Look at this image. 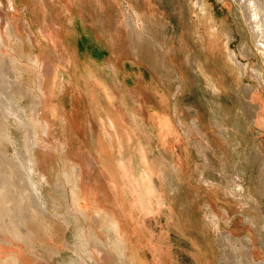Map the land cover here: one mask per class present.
<instances>
[{"label":"rangeland","instance_id":"374dc122","mask_svg":"<svg viewBox=\"0 0 264 264\" xmlns=\"http://www.w3.org/2000/svg\"><path fill=\"white\" fill-rule=\"evenodd\" d=\"M1 1L13 38L6 49L24 70L15 95L8 90L21 122L0 114V180L24 152L22 120L56 124L39 127L33 145L41 198L29 203L40 216L22 221L12 191L0 244L10 252L13 237L29 235L23 264H81L91 244L108 264H264V46L241 1ZM255 1L264 31V0ZM23 24L27 44L15 37ZM56 40L70 63H58L51 88L30 66L59 55ZM89 155L110 188L92 180L75 201Z\"/></svg>","mask_w":264,"mask_h":264},{"label":"bare ground","instance_id":"6f19581e","mask_svg":"<svg viewBox=\"0 0 264 264\" xmlns=\"http://www.w3.org/2000/svg\"><path fill=\"white\" fill-rule=\"evenodd\" d=\"M10 1V5H11V0H9ZM45 2L44 3H46L49 7H55L56 6V3H55V1L54 0H44ZM51 1V2H50ZM88 1V0H87ZM241 1V4H242V6H243V8H244V10H243V18L245 19V21H246V23H248L250 26H251V33H252V31H253V36L256 34L257 36V38H259L258 39V42H260L259 44H261V45H263L264 46V31H263V27L261 28V25H260V19L261 18H259V13H258V11L262 8H260L258 11L256 10V6L257 5H255L256 3V1L255 0H240ZM77 2H79V1H77ZM104 3V2H103ZM102 3V4H103ZM196 3H199V0L196 2ZM257 3H259V1L257 2ZM105 4V3H104ZM260 4H261V2H260ZM259 5V4H258ZM262 5V4H261ZM264 5V4H263ZM101 6V5H100ZM260 6V5H259ZM2 7H3V3H2V1L0 0V64L2 65V62H3V66H4V69H1L0 70V114H2L1 115V117H9V116H13L15 119H18L19 121L21 120V118L18 116V109H17V107H16V101H17V99L15 100L14 98H13V95H15L11 90H13L12 88H14V86H16L17 85V82H16V80L18 79V77L21 75V73L23 72V70H22V68L20 67V65L19 64H17L16 62L18 61L17 60V58H15V57H12V56H10L9 55V53H8V51H7V46H8V44L11 42V41H13V38H12V36H11V34L9 35V34H7L8 32H5V30L7 29L6 27H8V29L10 28L8 25L9 24H7V22L6 23H3V21L5 20V19H3L4 18V16H3V11H2ZM102 8V7H101ZM200 8V7H199ZM258 8V7H257ZM34 10V9H33ZM67 10V9H66ZM263 11V10H262ZM68 12V11H67ZM261 12V11H260ZM5 14V13H4ZM57 14V13H56ZM261 16H262V14H261ZM263 16H264V14H263ZM37 18V17H36ZM54 22H52V26H54V28L55 29H57V26H58V24H60V18H58V17H54ZM130 19V18H129ZM16 20V19H15ZM53 21V20H52ZM116 21V20H115ZM127 21V20H126ZM263 21V20H262ZM135 22H136V20H135ZM14 23H17V22H15L14 21ZM21 23V22H20ZM125 23V22H124ZM247 24V25H248ZM261 24H263L262 22H261ZM14 26V25H13ZM21 26V25H20ZM19 26V27H20ZM125 26V25H124ZM134 26L135 27H133L132 28V30L133 29H135L136 30V28H137V25L136 24H134ZM250 26H248V28H250ZM18 27V26H17ZM132 26H130V28H131ZM20 29V28H19ZM43 29V28H42ZM117 29H119V28H117ZM15 31H16V28L14 29ZM21 30H22V27H21ZM21 30H19V32H18V34H17V31H16V34H17V36H15V37H17L18 39H20V42H21V40H23V39H25L26 37L25 36H27V38L30 40V29L26 26V24L24 25L23 24V31H24V33H25V35L22 33V31ZM41 31V30H40ZM57 31V30H56ZM118 31V30H117ZM42 33V32H41ZM117 33H120V35H122L123 33L121 32V30L119 29V31L117 32ZM133 33H134V30H133ZM255 33V34H254ZM12 34H14V33H12ZM137 34V33H136ZM33 35V34H32ZM57 37H58V35H56ZM25 37V38H24ZM49 37V36H48ZM120 37V36H119ZM33 38V37H32ZM53 38V37H52ZM122 38V37H121ZM256 38V39H257ZM28 39H27V42H28ZM50 39V38H49ZM54 39H56V38H54ZM119 39V38H118ZM116 40V39H115ZM114 40V41H115ZM142 40V39H141ZM15 41V40H14ZM18 41V40H17ZM24 42L23 43H26L25 42V40H23ZM32 41H33V39H32ZM140 41V40H139ZM16 42V41H15ZM117 42V41H116ZM19 43V42H18ZM22 43V42H21ZM20 43V44H21ZM22 43V44H23ZM56 43H57V46L59 47V49H60V53H59V55H57V56H55L54 57V59H50L48 56V58L45 56L44 57V55L43 56H41V57H37L36 58V60L35 61H33L32 62V64L34 63V66H30V68L31 69H33V72H34V74H36V76H37V78H38V80L39 81H46V80H48V81H50V85L49 86H51V88L52 87H54V85H55V81H56V73L58 72V70H59V65H58V63H60L61 65L62 64H64V65H68L70 62H69V55H68V52H67V50L63 47V45H62V43H61V41L60 40H56ZM27 44V43H26ZM29 44V43H28ZM31 44V43H30ZM112 44H114V42H112ZM137 44V43H136ZM117 45V44H116ZM23 46H25V45H23ZM10 47V46H9ZM14 47V46H13ZM260 47V46H259ZM116 48V47H115ZM117 48H118V46H117ZM264 48V47H263ZM9 49V48H8ZM12 49V48H11ZM113 49V48H112ZM125 49V48H124ZM116 50V49H115ZM14 51V50H13ZM117 51V50H116ZM115 51V52H116ZM119 51V50H118ZM117 51V52H118ZM122 51V50H121ZM121 51H119V52H121ZM11 52V51H10ZM50 52V51H49ZM130 52V51H129ZM16 53V52H15ZM15 53H13V54H15ZM44 53V52H43ZM128 53V52H127ZM46 54V53H45ZM116 54V53H115ZM16 55V54H15ZM9 56V57H8ZM32 58V57H31ZM232 59L235 61V59H234V57H232ZM16 61V62H15ZM20 62V61H19ZM30 64V63H29ZM63 68V67H62ZM27 73V72H26ZM24 74V73H23ZM22 78V77H21ZM39 83V82H38ZM21 86V85H20ZM37 86V85H36ZM47 87L45 90V92L44 93H46V94H50L51 93V88L50 87ZM16 89V88H15ZM20 89H21V87H20ZM44 89V88H43ZM2 90H4V94H3V92H2ZM8 90H10L11 91V94L13 93V95L12 96H10L11 94H8ZM14 91V90H13ZM40 92V91H39ZM10 93V92H9ZM16 96H17V94H16ZM26 96V95H25ZM33 96V95H32ZM15 97V96H14ZM44 97V96H43ZM43 97H41V98H43ZM41 100H43V99H41ZM34 101V100H33ZM49 101V100H48ZM18 102V101H17ZM39 102H41L40 101V99H39ZM18 104V103H17ZM39 105V104H38ZM43 105V104H42ZM43 107H45V106H43ZM48 108V110L50 109L51 110V108H50V106L49 107H47ZM46 108V109H47ZM37 109V108H36ZM43 109V108H42ZM42 109H41V111H42ZM62 110V109H61ZM60 110V111H61ZM34 111V110H33ZM44 111V110H43ZM51 112V111H50ZM61 112H63V111H61ZM61 112H59V113H61ZM40 113V112H39ZM48 114H49V112H47ZM58 113V114H59ZM46 114V113H45ZM44 114V115H45ZM36 116H37V114H35ZM52 115H56V117H58V115H57V113H54V114H52ZM60 115V114H59ZM63 116H64V114H62ZM34 117V118H32V119H30V120H27L26 122H23V120H22V123H23V125H24V127H25V129H26V132H27V138H26V136H25V138L27 139L26 141L24 140V144H25V146H24V152H22V153H18V154H16V159H14L13 161H12V167H11V169H10V173L7 175V179L6 180H0V230L2 229V227H3V221H2V219H4V218H2V217H4L5 216V218H7L8 216L7 215H9L10 216V209H8V204L7 205H4L5 203H7L6 201H7V198L9 199L10 198V196H9V194H11L12 193V191L15 193V194H17L18 196H17V198H18V200H19V203L24 207V215H23V217H21V218H24V219H22V221H25V223H26V221L29 219V218H31V217H35V216H38V214H39V212H40V210L39 209H37V208H35V207H31V205H30V203H29V201L31 200L33 203H36V200L38 199V198H41V194H40V192H39V186H40V181H36L35 180V178H34V176H37L36 174H38L37 173V171L35 170V168H36V165H35V162L33 161V159L34 158H32V152H33V145L35 144V142L37 141V136H38V130L40 129V128H42V129H46V127L48 128H50L51 126H54L53 124H56V123H52L51 122V119L50 120H48L47 118L48 117H46V116H44V118H37V117ZM40 116H42V115H40ZM47 116H49V115H47ZM61 116V115H60ZM51 118V117H50ZM54 118H55V116H54ZM62 120V119H61ZM3 123V121H0V123ZM21 122V121H20ZM21 123V124H22ZM62 123V122H61ZM3 125V124H2ZM66 125V124H65ZM68 126V125H67ZM66 126V127H67ZM40 127V128H39ZM54 128V127H53ZM69 130V129H68ZM43 132H44V130H43ZM26 135V134H25ZM6 136V135H5ZM2 137H4V135L2 136ZM1 136H0V138H2ZM11 138V137H10ZM69 138V137H68ZM4 139V138H3ZM10 140V139H9ZM68 140V139H67ZM6 141V140H5ZM38 144V143H37ZM36 145V144H35ZM34 145V146H35ZM67 146L69 147V143H66L65 145H64V149L65 150H67L66 148H67ZM37 147V146H36ZM38 147H40V146H38ZM37 149V148H36ZM35 150V149H34ZM38 150V149H37ZM37 150H35L36 152H37ZM40 150V149H39ZM34 151V152H35ZM42 153V152H41ZM43 153H45V152H43ZM38 154V153H37ZM49 154V153H48ZM42 155V154H41ZM51 155V154H50ZM14 157V156H13ZM38 157H40V156H38ZM95 157V156H94ZM92 155H89L88 156V158H86L85 157V159H86V164H87V169H88V171H87V169H86V171H87V174H88V177H86L87 178V181H85V180H83V181H85V184L83 183V181H80V180H76L75 181V188H74V194H72V196L74 195V198H75V201H79V199H81V198H83L84 197V195H83V193H84V191L86 190V189H88V188H91V189H93L91 186H90V182H92V180H93V183H95L96 185H97V183H98V187H99V185L101 186V187H103L104 189L103 190H106L108 187L110 188V183H105V182H107V181H105L103 178H101V171H100V168L101 167H99V165H98V162L99 161H97V159L96 158H94ZM97 157H98V155H97ZM38 159V158H37ZM36 160V159H35ZM76 162V161H75ZM85 164V165H86ZM83 165V164H82ZM63 167V166H62ZM76 167H77V165H76ZM82 167V166H81ZM81 167H79V168H81ZM73 169V168H72ZM77 170V169H76ZM76 170H74L73 169V171H76ZM85 171V172H86ZM93 173H92V172ZM64 172V171H63ZM79 172H80V170H79ZM75 174V173H74ZM86 173H84V175H85ZM40 175V174H39ZM66 179L67 180H69L68 178H69V173H66ZM80 176V174L78 173L77 174V176ZM82 175V174H81ZM84 175H83V177L82 178H84ZM105 175V174H104ZM104 175H102V176H104ZM72 176H73V173H72ZM81 177V176H80ZM46 178V177H45ZM70 178H72V177H70ZM82 178H79V179H82ZM106 178V177H105ZM42 179V178H41ZM73 179V178H72ZM103 179V180H102ZM47 180V179H46ZM59 180V179H58ZM73 180H75V179H73ZM109 180V179H108ZM102 181V183H104L103 185H101V184H99V182H101ZM74 182V181H73ZM111 182V181H110ZM87 183V184H86ZM92 183V184H93ZM74 186V185H73ZM90 189V190H91ZM41 190V189H40ZM96 191V190H95ZM98 191H100V190H98ZM107 191V190H106ZM109 191V190H108ZM35 192V193H34ZM89 192V191H88ZM103 192V191H102ZM110 192V191H109ZM37 193V194H36ZM86 193V192H85ZM84 193V194H85ZM91 193V192H90ZM96 193V192H95ZM40 194V195H39ZM87 194V193H86ZM9 196V197H8ZM13 196V195H12ZM91 196V195H90ZM87 197V196H86ZM111 197V196H110ZM14 198V197H13ZM16 198V197H15ZM85 198V197H84ZM109 198V197H108ZM86 199V198H85ZM95 199V198H94ZM14 200H16V199H14ZM42 200V199H41ZM73 200V199H72ZM82 200V199H81ZM87 200H89V199H87ZM96 200V199H95ZM106 200V199H105ZM12 201V200H11ZM74 201V200H73ZM104 201V200H103ZM13 202V201H12ZM11 202V203H12ZM116 202V201H115ZM8 203H10V201H8ZM10 203V204H11ZM17 203V200H16V202H15V204ZM19 203H17V204H19ZM38 203V202H37ZM72 203V202H71ZM109 203V202H108ZM19 204V205H20ZM74 204V203H73ZM18 205V206H19ZM20 205V206H21ZM71 205V204H70ZM113 205V204H112ZM14 206V205H13ZM75 206V205H74ZM116 206V205H115ZM20 208V207H19ZM72 208V207H71ZM70 208V209H71ZM17 209V208H16ZM69 209V208H68ZM94 209V208H93ZM97 209V208H96ZM119 209V208H118ZM20 210H21V208H20ZM43 210V209H42ZM18 211V210H17ZM16 211V212H17ZM85 211H86V209H85ZM13 212L15 213V209L13 210ZM20 212V211H19ZM18 212V213H19ZM21 212H23V211H21ZM88 212V211H87ZM97 212H98V210H97ZM100 212V211H99ZM105 212V211H104ZM13 213V214H14ZM85 213V212H84ZM20 214V213H19ZM22 215V214H21ZM75 215H76V213H75ZM84 215H86V214H84ZM7 216V217H6ZM39 216H40V214H39ZM71 216V215H70ZM93 216V215H92ZM88 217H90V216H88ZM96 217H98V215L96 216ZM20 218V217H19ZM72 218V217H71ZM92 218V217H91ZM94 218V217H93ZM39 219V218H38ZM62 219V218H61ZM69 219V218H68ZM67 219V220H68ZM102 219V218H101ZM63 220V219H62ZM74 220V219H73ZM77 220V219H76ZM91 220V219H90ZM19 221V220H18ZM31 221V220H30ZM40 221V220H39ZM7 222H8V220H7ZM38 222V221H37ZM75 222V221H74ZM118 222H120L119 220H116V221H113V222H111L110 223V227H112V229L114 230V229H116L117 230V226L119 225V223ZM10 223H11V221H10ZM20 223V222H19ZM9 224V223H8ZM7 224V225H8ZM16 224V223H15ZM14 224V228H15V225ZM41 224V223H40ZM91 226V225H90ZM96 226H97V224H96ZM120 226H121V224H120ZM7 227V226H6ZM19 227V226H18ZM87 227V226H86ZM95 227V226H94ZM14 228H13V230H14ZM20 228V227H19ZM22 228V227H21ZM107 228V227H106ZM16 229V228H15ZM94 229V228H93ZM3 230V229H2ZM1 230V231H2ZM12 230V229H11ZM10 230V231H11ZM92 230V229H91ZM120 230V229H119ZM6 231V230H5ZM106 231H107V229H106ZM111 231V230H110ZM109 231V232H110ZM122 231V230H121ZM3 232V231H2ZM15 232V231H14ZM13 232V233H14ZM115 232H117V231H115ZM120 232V231H119ZM10 233V232H9ZM15 233H17V232H15ZM95 234V233H94ZM2 235V234H1ZM0 235V240H2L3 239V237ZM92 235V234H91ZM119 235V234H118ZM122 235V234H121ZM223 235V234H222ZM225 235V234H224ZM261 235V234H260ZM6 236V235H5ZM11 236H12V234H11ZM17 236V235H16ZM28 236L29 235H27V234H24V233H21V237L23 238L22 240L21 239H19V241H15V239H14V237L12 238V241H11V243L12 244H9L10 246H9V248H8V250L10 249V252H8L1 244H0V264H23V261L26 259V257L27 256H25L26 255V252L24 251V249L26 250V248H25V246H24V243L23 242H25L27 239H28ZM30 237V236H29ZM121 237H123V236H121ZM222 237V236H221ZM225 238H224V241L225 242H227L226 240H228L227 238L229 237V238H231V235H229L228 237H227V234H226V236H224ZM125 239V238H124ZM222 239V238H221ZM259 239H261V238H259ZM118 241H120V240H122V239H120L119 240V238L117 239ZM27 241H29V240H27ZM106 242V241H105ZM221 242V241H220ZM222 242H223V240H222ZM251 242V241H250ZM260 242H261V240H260ZM263 242V241H262ZM1 243V242H0ZM6 243H7V241H6ZM109 243V242H108ZM123 243V242H122ZM125 244V243H124ZM123 244V245H124ZM227 244V243H226ZM225 244V245H226ZM262 245H263V243H261ZM29 245V244H28ZM83 245V244H82ZM106 245V244H105ZM230 245V244H229ZM250 245V244H249ZM6 246H8V245H6ZM92 244H91V246H90V248L88 249H86L84 252H86L87 254L83 257V259H84V261H82V263L81 264H108L106 261L108 260L107 259V257L105 258V257H103V255H102V252H100L99 253V250L97 249V251H98V255H96L98 258H100L101 259V261H97V259H96V256H94L93 254L95 253V249H93L92 248ZM242 247V246H241ZM246 247H248V246H245V248ZM253 247V246H252ZM243 248V247H242ZM104 248L102 247V251L103 252H105L104 250H103ZM122 249V248H121ZM223 249H224V247H223ZM250 249V248H249ZM252 249V248H251ZM106 250V249H105ZM243 249H241V251H242ZM246 249H244V251H245ZM111 251V250H110ZM128 251V250H127ZM112 252V251H111ZM120 252V251H119ZM122 253V252H121ZM244 253V252H243ZM247 253V252H246ZM96 254V253H95ZM108 254V253H107ZM242 254V253H241ZM126 255V254H125ZM244 255V254H243ZM246 255V254H245ZM248 255V254H247ZM247 255H246V257L245 258H248L247 257ZM21 258H24L23 259V261H22V259ZM126 259H127V257H125ZM81 259H82V257H81ZM118 259V258H117ZM27 260V259H26ZM28 261V260H27ZM26 261V262H27ZM109 261V260H108ZM115 261V260H114ZM226 261V260H225ZM224 261V262H225ZM239 261V260H238ZM26 262H24V264H26ZM77 262V261H76ZM130 261H128V263H129ZM235 262V261H234ZM28 263H29V261H28ZM115 263V262H114ZM113 263V264H114ZM226 263H227V261H226ZM68 264H76V263H68Z\"/></svg>","mask_w":264,"mask_h":264}]
</instances>
